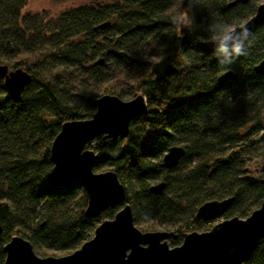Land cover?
Instances as JSON below:
<instances>
[{
    "label": "trees",
    "instance_id": "trees-1",
    "mask_svg": "<svg viewBox=\"0 0 264 264\" xmlns=\"http://www.w3.org/2000/svg\"><path fill=\"white\" fill-rule=\"evenodd\" d=\"M25 1L0 0V64L31 77L18 100L0 79V264L12 236L39 257L70 253L120 209L87 218L77 180L48 183L49 149L61 125L91 118L100 95L145 99L146 113L130 122L125 138L97 137L86 145L99 156L93 171L111 170L123 185L140 231L157 222L175 229L177 245L205 224L195 218L205 202L231 198L225 219H244L259 207L264 72L253 68L264 62V22L252 28L239 57L218 55L211 37L212 24L238 26L264 0L231 7L233 0H106L69 9L49 26L27 27ZM226 71L236 79L219 87L216 79ZM172 146L184 155L167 170L159 165ZM155 181L165 183L160 195L148 191ZM245 264H264V238Z\"/></svg>",
    "mask_w": 264,
    "mask_h": 264
},
{
    "label": "water",
    "instance_id": "water-1",
    "mask_svg": "<svg viewBox=\"0 0 264 264\" xmlns=\"http://www.w3.org/2000/svg\"><path fill=\"white\" fill-rule=\"evenodd\" d=\"M248 0H233L229 7ZM264 22V1L253 15L243 22L248 34L253 27ZM108 23L99 26L104 29ZM242 29L239 25L236 32ZM102 63V60L95 64ZM256 74L264 72V62L253 68ZM0 79L5 91L18 100L30 75L22 69L9 70L0 64ZM236 74L221 73L216 83L220 87ZM93 105L91 118L65 122L54 137L49 158L52 168L48 176L51 187H61L77 180L83 187L87 203L84 216L95 218L107 209L119 207L112 219L99 223L91 238L74 251L59 257H39L31 245L20 236H12L3 246V264H245L260 240L264 238V198L259 207L246 218L232 217L214 224L209 231L189 232L182 235L181 244L169 248L167 239H175L172 232H142L132 221L130 207L125 203V191L111 170L94 172L93 166L99 157L86 145L101 137V140L123 139L130 122L146 113L145 99L136 95L130 100H121L113 95H100ZM184 155L180 146H172L163 155L160 167L171 169ZM165 183L150 185L148 191L160 195ZM231 203V198L208 201L200 205L196 219L210 221L220 218ZM1 234V228H0Z\"/></svg>",
    "mask_w": 264,
    "mask_h": 264
},
{
    "label": "rangeland",
    "instance_id": "rangeland-1",
    "mask_svg": "<svg viewBox=\"0 0 264 264\" xmlns=\"http://www.w3.org/2000/svg\"><path fill=\"white\" fill-rule=\"evenodd\" d=\"M106 0H62V1H55V0H26L24 3V7L22 9L23 15V25L24 26H37L39 24L45 23L46 25H50L51 22L61 13L72 9L78 8L81 6H93L98 4L105 3ZM158 181L151 182L150 185L157 184ZM225 220L223 216L218 219H213L210 221H206L205 224L195 225L193 226L192 231L190 232H197L202 233L209 231L210 228L214 225L219 223L220 221ZM135 226V225H134ZM198 226V227H197ZM137 228V226H136ZM138 229V228H137ZM147 232H172L176 234L175 229L172 228H163L157 222L153 223L152 230L150 229ZM189 233V232H187ZM186 234V233H185ZM182 238V236H181ZM180 239L177 245H172V240L167 239L166 244L169 248L179 246L181 244ZM68 253L65 252H57V251H47L44 254V257H59L66 255Z\"/></svg>",
    "mask_w": 264,
    "mask_h": 264
},
{
    "label": "clouds",
    "instance_id": "clouds-1",
    "mask_svg": "<svg viewBox=\"0 0 264 264\" xmlns=\"http://www.w3.org/2000/svg\"><path fill=\"white\" fill-rule=\"evenodd\" d=\"M236 25L224 23L212 24L215 34L211 37L217 43L216 53L225 57H239L245 54V41L248 39V30L243 23L239 25L242 29L236 32ZM232 59L221 61V64L231 63Z\"/></svg>",
    "mask_w": 264,
    "mask_h": 264
}]
</instances>
